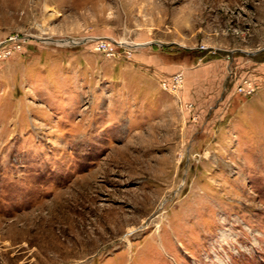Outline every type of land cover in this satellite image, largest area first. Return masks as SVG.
I'll return each instance as SVG.
<instances>
[{"label":"rangeland","instance_id":"obj_1","mask_svg":"<svg viewBox=\"0 0 264 264\" xmlns=\"http://www.w3.org/2000/svg\"><path fill=\"white\" fill-rule=\"evenodd\" d=\"M0 264H264V0H0Z\"/></svg>","mask_w":264,"mask_h":264},{"label":"crops","instance_id":"obj_2","mask_svg":"<svg viewBox=\"0 0 264 264\" xmlns=\"http://www.w3.org/2000/svg\"><path fill=\"white\" fill-rule=\"evenodd\" d=\"M136 63H138L140 74L145 76H167L183 71L185 76V85H183L187 99L193 100V103L202 109H206L214 102L215 95L212 92L217 91L221 79L225 77L224 68L218 63L193 65L187 68L183 63L169 65L164 60L163 53L158 49L138 53Z\"/></svg>","mask_w":264,"mask_h":264},{"label":"built area","instance_id":"obj_3","mask_svg":"<svg viewBox=\"0 0 264 264\" xmlns=\"http://www.w3.org/2000/svg\"><path fill=\"white\" fill-rule=\"evenodd\" d=\"M97 48L100 51L107 52L109 55L114 54L107 41L104 40L98 41ZM184 81H185L184 73L177 72L170 75L161 82L164 89L176 90L184 84ZM254 90H255V85L250 78L243 79V81L236 87V92L244 95H251L254 92Z\"/></svg>","mask_w":264,"mask_h":264},{"label":"bare ground","instance_id":"obj_4","mask_svg":"<svg viewBox=\"0 0 264 264\" xmlns=\"http://www.w3.org/2000/svg\"><path fill=\"white\" fill-rule=\"evenodd\" d=\"M63 42V41H62ZM138 45H141V44H138ZM136 230V229H135ZM129 233V232H128ZM131 233V232H130ZM126 240L128 241L129 240V237L127 236L126 237ZM37 249V248H36Z\"/></svg>","mask_w":264,"mask_h":264}]
</instances>
